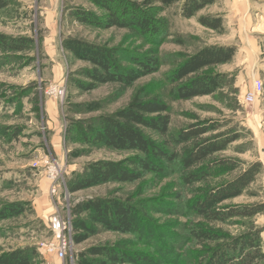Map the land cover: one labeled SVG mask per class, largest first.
I'll return each mask as SVG.
<instances>
[{
	"label": "rangeland",
	"instance_id": "obj_1",
	"mask_svg": "<svg viewBox=\"0 0 264 264\" xmlns=\"http://www.w3.org/2000/svg\"><path fill=\"white\" fill-rule=\"evenodd\" d=\"M246 1V13H264V0ZM151 2L158 5L157 0ZM181 2L161 12L168 22V34L158 46L130 35L125 29H97L76 22L73 14L78 9L101 14L87 0H9L8 6L0 12V35L30 41L22 50L0 51V204L21 203L25 209L18 217L0 222V254L30 246L36 250L37 263L41 264H100L99 260L112 264L109 259L93 256L91 250L122 243L130 252L147 254L154 264L200 263V246H191L193 251L187 255L185 249L190 246L181 242L189 240L185 229L179 228L177 223L188 227L194 216L181 209L192 196L189 190L178 189V175L149 174L144 182L103 184L74 193L69 191V183L81 177L88 164L99 160L121 161L137 155L91 146L81 141L78 133L80 129L86 131L96 126L100 117L124 108L140 89L144 90L143 94L159 95L168 105L171 132L195 122L214 125L216 132L236 128L239 139L214 157L236 160L238 168L230 174L209 170L207 179L212 186L231 180L253 162L264 163L263 157L259 160L261 146H257L262 139H255L248 128V119L253 114L264 128V81L260 97L248 105L243 104L242 94L231 77L213 96L187 101L171 98L172 86L166 77L177 64L175 55L230 42L224 30L210 31L197 22L203 15L228 13L229 0H214L190 19L180 16ZM259 38V56L264 59V34ZM70 39L116 50L118 63L129 70L137 69L131 63L133 57L154 48L161 65L156 73L136 79L128 88L108 83L84 91L77 85L87 81L82 71L90 65L67 49ZM208 70L223 73L222 66ZM51 168L55 170L54 179L49 176ZM263 174L261 171L241 196L224 204L264 203ZM177 193L182 194L181 199H177ZM95 198L121 201L131 198L148 222L142 224L137 235L97 230L75 244V222L87 221V218L86 214H73V208ZM177 209L178 215L174 213ZM53 217L64 221L71 233V244L63 260L45 249V245L57 240L50 231L49 220ZM261 218L259 215L251 220H231L222 230L235 237L250 227H260ZM174 250L180 256L176 262L165 257L167 253L173 255ZM262 251L264 254V241Z\"/></svg>",
	"mask_w": 264,
	"mask_h": 264
},
{
	"label": "trees",
	"instance_id": "obj_2",
	"mask_svg": "<svg viewBox=\"0 0 264 264\" xmlns=\"http://www.w3.org/2000/svg\"><path fill=\"white\" fill-rule=\"evenodd\" d=\"M87 1L96 6L101 14L78 9L73 14L76 22L97 29H125L130 35L157 46L168 34V22L161 16L163 9L182 1L180 16L190 19L214 3V0H157L158 5H153L151 0ZM8 2L9 0H0V12L8 6ZM197 22L207 30L223 31L222 17L218 14L200 16ZM28 42L30 41L23 38L0 35V51L22 50ZM68 42L67 49L90 65V68L82 71V76L87 81L77 85L84 91L108 83L118 84L122 89L128 88L136 79L156 73L161 65L154 48L146 49L140 56L133 57L131 63L137 69L129 70L118 63L116 50L78 39H70ZM235 52L236 47L233 45H207L191 54L175 55L177 64L166 77L168 84L172 86L169 92L171 98L187 101L196 97L213 96L229 77L234 81L230 74L208 69L230 62ZM142 91L144 90L137 91L124 108L100 117L96 126L86 131L80 129L78 133L79 139L91 146L137 155L121 161L99 160L88 164L83 175L69 183L70 193L103 184L144 182L149 174H176L178 189L182 192L187 189L192 196L181 208L184 212L192 213L194 217L191 223L188 227L177 223L187 233L185 237L189 241H181L190 246L185 249L187 255L193 251L191 246L197 245L200 246L199 264H264L262 227L255 225L235 237L222 230V226L228 221L251 220L263 214L262 202L224 204L246 192L261 172L262 164L253 162L231 180L212 186L207 179L210 176L207 174L209 170L216 169L230 174L238 168L239 162L236 160L214 157L239 139L236 128L216 132L217 127L214 125L195 122L171 132L168 105L159 95H147ZM198 183L201 185L196 188ZM181 198L182 194L177 193V199ZM24 210L21 203L0 204V222L18 217ZM141 210L146 214L145 208ZM178 210L174 212L176 215ZM168 212L171 213L170 210ZM73 214H86L88 221L75 222V244L83 242L97 230L137 235L142 224L148 222L147 216L138 212L137 204H133L131 198L123 201L95 198L76 205ZM175 252L173 255L167 253L165 257L176 262L180 256ZM91 254L100 256L103 260L109 259L112 264L118 261L123 264L126 261L128 264H154L147 254L130 252L129 247L122 243L94 248ZM38 259L36 250L30 246L0 254V264H41L42 262L37 263ZM99 262L106 264V261Z\"/></svg>",
	"mask_w": 264,
	"mask_h": 264
},
{
	"label": "crops",
	"instance_id": "obj_3",
	"mask_svg": "<svg viewBox=\"0 0 264 264\" xmlns=\"http://www.w3.org/2000/svg\"><path fill=\"white\" fill-rule=\"evenodd\" d=\"M229 1L231 3L228 8L229 12L217 14L222 17L223 30L230 36L227 39L230 42L226 45L235 46L236 52L230 62L220 66H222L223 73L232 76L243 97L255 80H260L262 83L264 81V59L259 56L261 49L259 35L264 34V13H246L248 11L245 7L247 6L246 0ZM257 120L258 116L253 114L248 119V128L253 132L255 139L259 137L262 139L261 143L257 144L261 146L258 149L261 161L264 152V128L262 123L256 122ZM262 165L261 171L264 173V163ZM261 217L262 223L259 224L264 229V212ZM262 235L264 241V231Z\"/></svg>",
	"mask_w": 264,
	"mask_h": 264
},
{
	"label": "built area",
	"instance_id": "obj_4",
	"mask_svg": "<svg viewBox=\"0 0 264 264\" xmlns=\"http://www.w3.org/2000/svg\"><path fill=\"white\" fill-rule=\"evenodd\" d=\"M263 90V84L260 80H255L251 86V88L243 95L242 102L245 105L252 104L254 101H256ZM59 94H62L60 92ZM262 157L264 158V152L262 154ZM54 169H49V176L54 179ZM52 193H54V190H52ZM49 223L51 225L50 231L55 235L56 237V243H51L45 245V249L47 253H52L56 258L59 260H63L67 251L69 250L70 244H71V233L70 229L66 227L64 221H60L58 217H53L49 220Z\"/></svg>",
	"mask_w": 264,
	"mask_h": 264
}]
</instances>
